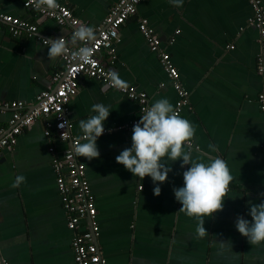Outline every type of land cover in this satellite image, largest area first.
Here are the masks:
<instances>
[{
    "label": "crops",
    "instance_id": "obj_1",
    "mask_svg": "<svg viewBox=\"0 0 264 264\" xmlns=\"http://www.w3.org/2000/svg\"><path fill=\"white\" fill-rule=\"evenodd\" d=\"M118 1L57 0L92 27ZM23 2L0 0L1 13L37 27L32 37L13 36L0 27V102L31 105L40 91L54 86L53 76L63 69L60 57L49 60L41 39L68 37L69 31ZM252 14L246 0H183L182 7L170 0H142L119 28L113 58L103 53L107 69L144 92L150 105L167 98L174 107L177 94L138 28L141 19L169 54L188 92L180 115L196 128L193 156L198 146L209 157L227 161L233 176L223 210L205 219L204 238L196 234L195 218L177 213L182 205L173 188L183 186V172L190 165L169 162L172 171L155 196L150 177L141 181L115 159L131 147L132 131L124 128L137 115L136 102L97 79L80 80L67 105L70 133L82 135L79 121L94 115V104L103 103L111 112L97 139L99 158L76 156L85 165L95 200L97 245L106 264H264V243L250 244L235 227L238 216L251 221L250 203L264 202V115L256 102L262 83L255 67L260 46L257 29L248 24ZM10 114H0V128L7 127ZM45 129L46 121L36 119L0 153V264H74V232L67 229L51 167L52 156H60L68 144L57 138L47 141ZM17 175L26 181L13 188ZM220 242L229 245L221 249Z\"/></svg>",
    "mask_w": 264,
    "mask_h": 264
},
{
    "label": "built area",
    "instance_id": "obj_2",
    "mask_svg": "<svg viewBox=\"0 0 264 264\" xmlns=\"http://www.w3.org/2000/svg\"><path fill=\"white\" fill-rule=\"evenodd\" d=\"M141 1L119 0L109 9L102 22L93 27L96 32V40L88 45L92 52L87 63L72 59L71 51H74L80 45L73 46L69 44L70 53L60 57L63 69L53 76L54 86L40 91L35 97L34 104L27 105L22 101L0 102V114L5 111L11 112L7 127L0 128V153L7 148H11L22 131L39 118L46 121L44 135L47 141L50 142L52 138H57L60 142L68 144V147L60 156H52L51 167L56 174L55 183L62 208L66 214L67 229L74 232L71 241L74 264H106V261L102 257L96 242L99 236V227L95 220L97 212L95 200L86 178L85 165L79 162L73 153V144L78 136L70 133L67 105L77 94L80 80L83 77L97 79L104 85L106 84L110 71L103 60V53L110 55L111 59L113 58V46L118 41L119 28L128 17L136 13L137 6ZM246 1L253 10L248 24L254 26L259 34L260 51L255 59V67L261 78L262 88L257 94L256 102L259 110L264 115V7L261 5L260 0ZM23 6L37 13L40 17L52 19L59 27L66 26L69 31V36L64 37L66 41H70L72 32L82 22L72 14L69 7L63 4H59V7L55 9L44 10L36 7V0H24ZM0 27L6 28L13 36L25 34L32 37L37 32L36 25L20 17L1 12ZM138 28L150 51L158 55L161 66L172 82V87L177 94L174 109L180 114L183 108L187 106L188 92L180 84L179 73L172 64L169 54L159 48V39L147 26L145 19L139 21ZM43 40L41 39V42L44 44ZM229 48H233V46ZM108 88L116 90L129 100L136 102L137 115L125 128L123 127L128 131H132L134 124L141 118V109L151 106L147 95L144 92L137 91L131 85L124 90ZM61 124H64L65 127L60 128L59 125ZM62 134L64 135L62 136ZM48 150L53 153L54 149L50 146ZM261 151L264 159V139L261 143ZM141 188L142 186H138V189ZM3 264L6 263L3 262Z\"/></svg>",
    "mask_w": 264,
    "mask_h": 264
},
{
    "label": "clouds",
    "instance_id": "obj_3",
    "mask_svg": "<svg viewBox=\"0 0 264 264\" xmlns=\"http://www.w3.org/2000/svg\"><path fill=\"white\" fill-rule=\"evenodd\" d=\"M170 3L175 7H182L183 0H170ZM36 7L51 10L58 8L59 4L57 0H36ZM95 40V29L80 22L72 32L70 41L61 36L47 38L43 42L48 48L49 60L68 55L71 44L80 45L71 51L72 59L87 63L92 52L88 45ZM105 87L124 90L129 85L120 78L119 73L113 71L108 73ZM91 110L94 115L79 121L82 135L73 144L74 155L88 160L100 156L97 139L104 134V123L111 113L109 107L103 103L94 104ZM141 112V118L132 128L131 147L123 149L116 156V163L141 181L150 177L156 185L153 194L157 197L161 194L159 185L167 181L168 174L172 171V162L182 161L181 168L190 165L183 172V186L173 188L176 201L182 205L177 213H184L198 221L195 231L199 238L208 236L204 226L205 219L212 218L215 213L223 210L233 181L227 161L220 157H209L198 146L195 148L197 155L193 156L192 142L196 128L174 109L167 98L156 100L151 106L141 109ZM59 127L64 128L65 125L61 124ZM209 149L215 150L211 144ZM25 181V176L17 175L12 187L18 188ZM249 209L251 221L238 216L235 227L250 244L264 243V202L250 203ZM218 245L223 249L229 244L220 242Z\"/></svg>",
    "mask_w": 264,
    "mask_h": 264
},
{
    "label": "water",
    "instance_id": "obj_4",
    "mask_svg": "<svg viewBox=\"0 0 264 264\" xmlns=\"http://www.w3.org/2000/svg\"><path fill=\"white\" fill-rule=\"evenodd\" d=\"M97 242V241H96Z\"/></svg>",
    "mask_w": 264,
    "mask_h": 264
}]
</instances>
